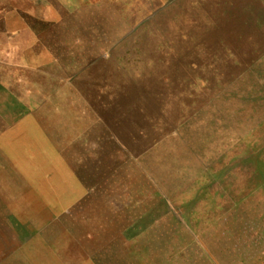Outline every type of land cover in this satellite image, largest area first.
I'll return each mask as SVG.
<instances>
[{
	"label": "rangeland",
	"instance_id": "1",
	"mask_svg": "<svg viewBox=\"0 0 264 264\" xmlns=\"http://www.w3.org/2000/svg\"><path fill=\"white\" fill-rule=\"evenodd\" d=\"M0 264H264V0H0Z\"/></svg>",
	"mask_w": 264,
	"mask_h": 264
}]
</instances>
